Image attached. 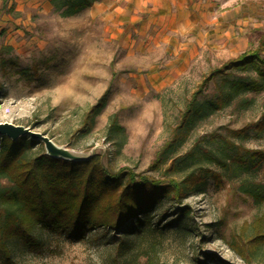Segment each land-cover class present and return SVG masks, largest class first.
<instances>
[{
  "label": "rangeland",
  "instance_id": "rangeland-1",
  "mask_svg": "<svg viewBox=\"0 0 264 264\" xmlns=\"http://www.w3.org/2000/svg\"><path fill=\"white\" fill-rule=\"evenodd\" d=\"M254 49L264 59V0H99L69 16L50 0H0V123L98 156L110 172L125 167L161 184L205 175L178 200L161 197L125 231L89 227L76 238L35 225L32 243L10 239L8 255L0 248V264H264V242L250 240L264 232V201L238 189L264 182V161L232 170L255 158L222 141L264 150V129L256 127L264 87L241 90L178 127L202 78ZM229 74L258 78L253 69ZM220 84L207 82L200 101L220 96ZM112 115L120 130H108ZM31 140L25 154L45 153ZM169 140L170 159L152 166Z\"/></svg>",
  "mask_w": 264,
  "mask_h": 264
},
{
  "label": "trees",
  "instance_id": "trees-1",
  "mask_svg": "<svg viewBox=\"0 0 264 264\" xmlns=\"http://www.w3.org/2000/svg\"><path fill=\"white\" fill-rule=\"evenodd\" d=\"M96 1L99 0H50L54 10L59 11L61 16L72 15ZM241 69H253L258 78L227 76L232 70ZM218 78L221 81L218 85L221 95L201 102L206 83ZM263 87L264 59L257 49L228 59L202 78L181 112L178 127H188L201 113H208L229 102L241 90ZM102 101L103 98L89 108L88 116L99 112L104 103ZM256 127L264 129V118L256 123ZM120 129L116 115H112L108 130ZM222 141L228 149L237 152L242 149L244 153L251 152L250 157L255 158L249 163L241 158L236 162L238 165L231 167L232 170L256 169L264 161V150L245 149L223 136ZM32 143L33 140L25 136L16 140L0 136V248L5 255L9 252L7 242L10 239L19 238L32 243L31 229L38 224L48 229L65 231L76 238L89 227L102 226L125 231L133 220L135 228L142 224L161 197L171 196L178 200L192 185L205 178L201 171L190 172L181 180L170 178L161 184L159 180L138 176L125 167L110 172L102 166L98 156H91L87 160L53 158L44 152L28 156L24 150ZM172 143L169 140L162 145L156 152L152 166H160L170 159ZM211 174L219 177L216 172ZM238 189L250 194L255 203L264 201V182L247 180ZM251 234L252 242H264V232ZM250 243H247V247Z\"/></svg>",
  "mask_w": 264,
  "mask_h": 264
},
{
  "label": "water",
  "instance_id": "water-1",
  "mask_svg": "<svg viewBox=\"0 0 264 264\" xmlns=\"http://www.w3.org/2000/svg\"><path fill=\"white\" fill-rule=\"evenodd\" d=\"M2 135L9 137L11 140H15L19 136H29L31 139H39L44 144L45 153L54 158L87 160L91 156V154H76L74 151L54 144L50 139L40 133L33 132L21 125H14L8 122L0 123V136Z\"/></svg>",
  "mask_w": 264,
  "mask_h": 264
}]
</instances>
